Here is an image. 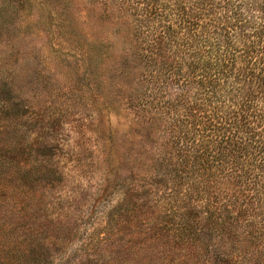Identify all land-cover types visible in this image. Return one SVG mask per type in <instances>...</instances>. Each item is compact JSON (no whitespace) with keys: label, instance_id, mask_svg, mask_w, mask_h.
Returning <instances> with one entry per match:
<instances>
[{"label":"rangeland","instance_id":"rangeland-1","mask_svg":"<svg viewBox=\"0 0 264 264\" xmlns=\"http://www.w3.org/2000/svg\"><path fill=\"white\" fill-rule=\"evenodd\" d=\"M108 16L96 0H0V264L213 259L172 241L138 188L147 137Z\"/></svg>","mask_w":264,"mask_h":264},{"label":"trees","instance_id":"trees-1","mask_svg":"<svg viewBox=\"0 0 264 264\" xmlns=\"http://www.w3.org/2000/svg\"><path fill=\"white\" fill-rule=\"evenodd\" d=\"M96 1L122 29L143 197L210 264H264V0Z\"/></svg>","mask_w":264,"mask_h":264}]
</instances>
